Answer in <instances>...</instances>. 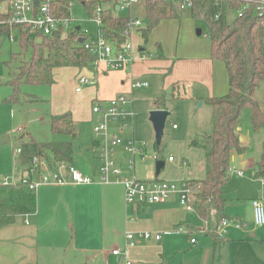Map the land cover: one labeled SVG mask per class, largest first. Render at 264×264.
Segmentation results:
<instances>
[{"label":"crops","instance_id":"0c3cea01","mask_svg":"<svg viewBox=\"0 0 264 264\" xmlns=\"http://www.w3.org/2000/svg\"><path fill=\"white\" fill-rule=\"evenodd\" d=\"M157 30L155 29L152 32L153 35H155ZM151 35L149 40L154 39L151 38ZM139 36L141 37L140 33L135 31L131 37L135 55L138 59L131 68L125 70L126 73H123V77L121 78L119 92L116 91L113 93L110 99L121 94L127 97L132 96L131 98H133L134 93L138 89H143L133 88L132 82L133 80L141 81V79H144V77L152 72H154V75L157 74V70L150 69L154 63L150 62V58L155 56L156 59L160 60L158 63H162L160 65L163 66L162 69H167V72H162L163 74H161L162 86L160 94L169 90L170 95H168V98L172 99L175 94L183 95L184 92H187L188 96L186 97H190L191 99H185L183 101L194 100L196 103L201 101L203 104L202 107L209 105V99L221 98L228 94L229 76L227 69L222 62L215 61L211 58L210 42L200 45L202 49L198 46L197 48L199 49L196 53L187 54L178 48L179 50L177 49L175 54H173L166 53L163 50V43H160V41L155 43L157 46L160 45V48L149 49L148 47H141ZM154 40L157 39L155 38ZM149 54L151 55L149 56ZM14 58V55H12V61L6 62L9 70L8 77H0V146L10 143V135L16 131L12 129V125L7 123L8 118L12 120L16 118L14 108L17 103H10L9 101L17 92V84L13 85L10 83L14 78L13 75L15 72V70L13 71L11 69ZM158 63L156 66H158ZM102 68L106 69V66L101 64L95 68V84L99 76V70L101 71ZM110 82H114V79ZM92 85L84 86L80 92L76 91V93L81 94L86 88H91ZM163 95L154 99L153 110H158L155 106V101ZM110 99L102 100L107 101ZM166 109L169 112V118L171 112L167 106ZM63 112L59 111L57 114L60 115ZM71 116L80 125V128H82L84 123L89 121V117H85L83 112H74ZM90 121L94 123L92 110ZM175 126L174 128L177 127ZM238 132L240 140L248 148L247 141L241 138L240 132L242 130L240 126ZM33 139L36 140L35 138ZM201 152L203 153V157L202 153H197L198 157L201 155V159H198V164L193 163V161L190 163L189 161L183 160L182 165L178 163V172L165 173L163 177L161 175H155L154 177L147 173L146 176L148 178L145 179L138 176L143 180H152L157 177L176 182L204 180L206 177L205 152L204 150ZM245 153L239 154L241 159L240 165L243 168L247 165ZM192 155L193 153L190 156ZM233 160H236L234 154ZM0 162L2 163L1 160ZM164 162L166 167V161ZM145 163L142 161L138 162L137 174L139 170H141L140 172L147 171L148 165ZM169 163L175 164L176 159L174 158V161ZM19 164L20 180L25 175V171L21 165V160ZM119 164L125 168V162L120 161ZM16 169L14 168L12 171V176L17 174ZM235 169L238 170L237 168ZM85 174L91 176L95 181H98L100 178L99 166L98 168L89 166V170ZM4 178H0V184ZM9 179L11 180L10 177ZM47 186L60 189V201L51 204L49 209L52 211V214L55 213L54 219L47 222L41 221L40 210H37L35 215L27 217L19 216L15 224L0 228V264H40V262L47 264L49 259L58 261V256L55 255L50 258L53 254L51 252H47L46 254V250L43 251L48 259H46V256L41 258V250L45 249L41 244V240L45 241L47 249L52 248L53 251L60 250L66 244L68 234L71 235L73 231H75L76 236L67 242L66 248L69 249L70 247L76 253L80 251V256L82 254L93 255V259L102 260L105 264H125L122 257L112 254V250L123 247L126 244V235L128 232L161 234L160 240L151 239L144 241L129 250L128 258L132 264H214V242L207 231H205L206 226H204V221L195 211H187L181 207L177 199L160 205L144 206L136 204L127 206L124 200V187L119 184L102 185L96 183L88 186L70 184ZM245 186L247 188L250 187V195L252 194V196L248 197V200L251 199L250 203L245 204L243 207H238V205L230 203L231 200L228 199V186L226 187V199L228 201L226 214L232 218V224L227 227L226 236L223 238L225 244L223 247L222 264H264V226H255L252 207V201L256 199L261 200L264 204V183L263 180L254 178V180H248ZM114 188L122 190L118 192L117 198L113 194ZM80 191L81 194L82 192L85 193L86 196L84 199L79 198L78 194ZM92 194L97 196V198L87 199L88 195L90 196ZM37 199H39L38 195ZM59 202L68 210V214H70L68 215V226L65 228L60 227L56 221ZM39 205L40 202L38 201V208ZM115 206L120 212L119 220L114 215L113 208ZM65 215L67 216V214ZM124 216L125 221L123 219ZM28 218L31 220L29 221ZM191 239H196V243L193 244Z\"/></svg>","mask_w":264,"mask_h":264},{"label":"trees","instance_id":"16d2710c","mask_svg":"<svg viewBox=\"0 0 264 264\" xmlns=\"http://www.w3.org/2000/svg\"><path fill=\"white\" fill-rule=\"evenodd\" d=\"M4 1L0 0V4ZM74 3L83 5L92 20L100 18L99 30L106 41L118 48L124 44L131 17L118 15L116 8L121 5V0H51L52 15L57 19H72L70 4ZM245 4V0H194L190 10L195 20L207 24L211 58L222 62L229 76L228 94L208 100L213 112V135L201 143H192L205 152L206 177L201 181H191V184L200 185V190L192 197V205L204 221V226L207 225V233L214 242V264L223 263L225 241L218 235V227L224 220L232 221L226 214V187L232 178L233 154L247 151L238 132L240 118L246 108L252 110L253 132L264 133V108L255 100L256 92L264 82V15L259 16L251 6L239 17L237 12ZM144 5L145 25L136 31L148 43L152 32L166 20L179 19V12L176 4L168 0H144ZM230 13L236 14L233 21L229 20ZM7 19L8 16L0 14V35L9 37L15 33L19 36L25 54L30 52L28 59L22 61L10 81L13 85L17 84V92L9 100L10 103L19 102L23 85L53 86L56 68L95 69L97 58L81 45L79 40L87 41L88 38L77 28L65 31L61 27L50 35H44L26 25L9 26ZM186 96L188 93L184 92L183 95L175 94L172 99H191ZM169 100L167 95H163L155 101V106L158 110H167ZM50 129L54 135L70 137V140L42 144L33 138L25 141L21 138V165L24 171L30 169L36 157L46 158L51 165L62 162L73 165V141L80 134V125L71 114H66L52 116ZM159 161L164 160L160 157ZM254 178L264 180V141ZM37 210V192L29 190L27 185L22 182L0 185V228L15 224L19 216L35 215Z\"/></svg>","mask_w":264,"mask_h":264},{"label":"rangeland","instance_id":"374dc122","mask_svg":"<svg viewBox=\"0 0 264 264\" xmlns=\"http://www.w3.org/2000/svg\"><path fill=\"white\" fill-rule=\"evenodd\" d=\"M176 9L177 12H179V19L162 22L156 28V30L158 28L160 29L156 31L155 35H153V33L151 35V38H156L157 40L153 39L149 40V43H145V41H143L144 39L142 40L139 36L141 47L155 49L158 47L155 43L160 41V43H163V50L166 51V53L175 54L176 50L180 48L183 52L190 54L198 52V46L200 47L203 43L210 42L209 28L204 21L195 20L190 10H180L178 7H176ZM70 13L73 21L72 28L75 29L80 27L81 33L90 41H97L99 37L98 24L88 16L83 5L74 3ZM117 13L121 16H130L134 19L137 18L143 22V27L145 25L144 19L146 12L144 0L132 8H126V10H120ZM235 18V13L229 14L230 21H233ZM199 30H202V35L198 34ZM19 40V36L15 37V41H11L6 34L0 35V77H8L9 70L6 62L12 61V55L16 57L11 66L13 71L20 67L23 60L28 59L30 52L25 54ZM187 49L190 50L188 51ZM150 55L151 54H149V56ZM150 60V62H154L150 69L157 70V74L154 75V72H152L144 77V79H141V81H147L148 87L138 89L133 95L136 114L134 131L136 140L147 145L148 157L159 154L161 159L166 161V167L160 174L163 177L165 173L178 172V163L183 164V160L189 161L190 163L193 161V163L195 162V164H198V159H201V155L198 157L197 153H202L201 151L203 149L192 145V143L194 141H199L201 143L204 139L213 135V112L212 107L209 105H204V107L200 106L202 103L201 101L196 103L194 100L176 101L170 99L167 103V107L170 109L171 115L166 122L161 147L159 149L156 143L155 130L150 121V114L153 111L154 99L163 94H167L168 97L170 91H164L160 94L162 86L161 74L167 72V69H162L163 66H160L162 63H158L160 60L156 59V56L150 58ZM157 63L158 66H156ZM104 73H106V75H104ZM123 73H126L125 70L116 71L102 68L101 71L99 70L96 84L94 83L91 88H86L81 94L76 93V88L78 86L82 87L79 84V79L84 77L93 82V80H95L94 77H96L95 69H90L88 67L83 69L75 67L56 68L53 72L55 79V84L53 86L47 84L21 86L20 100L14 108L16 118L15 120L8 118L7 121L9 125L13 126L12 129L16 131L10 135V143L0 146V160L2 161V163L0 162V178L9 176L11 178V183L19 180V163L21 156L18 155L16 151L20 148L21 138L28 139L32 137L42 144L70 140V137L63 138L52 133L50 129V119L52 116L72 115L74 112H83L85 117H89V121L82 125L79 136L73 141V166L83 174L89 170V166L98 168L99 162L93 153L95 137L93 133L94 123L90 121L92 106L96 100L104 101L102 99H110L113 93L116 91L119 92ZM112 79H114V82H110ZM255 100L264 108V82L256 92ZM59 111L64 112L59 115L57 114ZM251 116L252 110L248 107L243 111L240 118V127L242 130L240 135L243 140L247 141L249 146L245 153L247 165L244 168L240 165V155L236 152H234L236 160H233V166L238 170L244 171V175L238 176L232 173V178L227 188L228 199L231 200L230 203H234L238 205V207H243L251 201V199L248 200V197L252 196V194L250 195L251 189L250 187L247 188L245 184L248 183V180H254V172L260 161L262 142L264 141L263 132L259 134L253 132ZM174 125L177 127L174 128ZM20 129L22 132H19ZM192 153L193 155L190 156ZM170 156L176 159L175 164L168 162ZM145 164L148 165V168L145 167L147 171L140 172L141 170H139L138 175L143 179L148 178V176H146L147 173L155 177L156 162L147 159ZM14 168H17V174L12 176ZM140 169H142V167H140ZM120 190L118 188L113 189V194L116 198ZM94 194L88 195L87 199L97 198ZM37 195L39 198L38 201L40 202L38 211L40 210L41 221L47 222L53 220L55 213L52 214V211L49 209L51 204L60 201V189L42 186L37 190ZM78 195L79 198L81 197L83 199L86 196L84 192L81 194V191ZM113 210L115 218L119 220L120 212L117 210V207L115 206ZM64 213L67 214V216ZM68 215H70L68 214V210L59 202L56 221L59 223L60 227L65 228L68 226ZM123 219L125 221V216ZM28 220L30 221L31 219L28 218ZM75 236V231H73L71 235L68 234L65 243L67 244V242L73 237L75 238ZM41 244L45 248L41 250V258L46 256V259H48L46 255L47 252L53 254L50 258L55 255L58 256V261L49 259L47 264H105L102 260L93 259V255L91 256L90 254H82L80 256V251L76 253L70 247L67 249L66 244H64L60 250L54 251L52 248L47 249L45 241L41 240ZM43 250H46V254H44ZM77 254L79 255L76 256ZM40 264L46 263L40 262Z\"/></svg>","mask_w":264,"mask_h":264},{"label":"built area","instance_id":"2783aa9c","mask_svg":"<svg viewBox=\"0 0 264 264\" xmlns=\"http://www.w3.org/2000/svg\"><path fill=\"white\" fill-rule=\"evenodd\" d=\"M176 4L180 10H191L194 0H168ZM246 4L237 12L242 17L247 10L255 9L259 16L264 15V0H245ZM141 0H121L120 10L132 8L140 4ZM73 4H70L72 7ZM0 14L8 16L9 26L26 25L33 30L41 31L44 35H50L61 27L65 31L72 28V19H57L51 12V0H39L37 13L34 12L33 0H5L0 4ZM98 27L101 24L99 17L95 19ZM143 22L137 18H132L127 30V40L118 48L110 44L103 37L99 30L97 41H84L81 45L85 50L97 58L95 68L104 64L110 70H126L131 68L138 59L135 55L134 45L131 37L133 33L142 28ZM17 35L11 33L10 40H15ZM95 83L87 78L79 79L80 86H90ZM82 87H77L80 92ZM133 88H146L147 82L133 80ZM134 99L123 94L107 101H96L92 106L93 133L95 144L93 152L99 161L100 178L95 181L91 176L76 170L73 165L67 163H57L51 165L46 158H34L32 165L25 175L17 182L11 183L9 177H5L0 185L8 186L16 183H23L29 190L37 192L42 186L47 185H76L88 186L92 184L102 185H122L124 187V200L127 206L130 205H160L168 201L177 199L180 206L187 211L193 212L192 197L200 190L199 184H191V181H169L159 177L152 180H143L137 174V164L139 161L146 162L151 159L159 161V154L148 157V147L140 143L135 137V109ZM176 127V126H175ZM19 132H22L20 129ZM22 153L21 148L17 149V154ZM125 162V168L119 162ZM169 162L174 161L173 157L168 158ZM231 172L238 176H243L244 171L236 170L234 166ZM264 183V180H263ZM253 219L257 227L264 226V204L261 200L252 201ZM232 221L224 220L218 227V235L224 238L227 227ZM239 227V225H237ZM207 231V225L205 228ZM151 239L160 240L161 234L150 232L133 233L126 235V244L123 247L114 248L112 254L122 257L125 264H132L129 260V250L144 241ZM196 243V239H191Z\"/></svg>","mask_w":264,"mask_h":264},{"label":"water","instance_id":"95a60500","mask_svg":"<svg viewBox=\"0 0 264 264\" xmlns=\"http://www.w3.org/2000/svg\"><path fill=\"white\" fill-rule=\"evenodd\" d=\"M33 1H34V12L36 14L39 7V0H33ZM116 11L117 12L120 11V6L116 8ZM77 31H81V28L77 27ZM198 34L202 35V30H199ZM79 42L82 44L84 41L83 39H80ZM200 106H202V103L200 104ZM168 116H169V112L167 110H153L150 114V121L153 124L155 130L156 143L158 146H160L162 143V138ZM164 168H165V162L157 161L156 175L159 176Z\"/></svg>","mask_w":264,"mask_h":264}]
</instances>
